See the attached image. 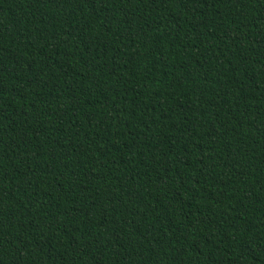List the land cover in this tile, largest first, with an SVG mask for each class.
Masks as SVG:
<instances>
[{
	"label": "trees",
	"instance_id": "1",
	"mask_svg": "<svg viewBox=\"0 0 264 264\" xmlns=\"http://www.w3.org/2000/svg\"><path fill=\"white\" fill-rule=\"evenodd\" d=\"M0 264H264V0H0Z\"/></svg>",
	"mask_w": 264,
	"mask_h": 264
}]
</instances>
